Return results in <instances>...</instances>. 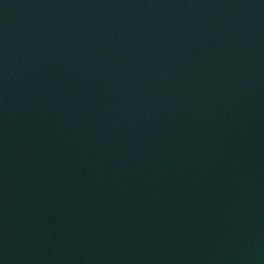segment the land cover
<instances>
[{"label":"water","instance_id":"95a60500","mask_svg":"<svg viewBox=\"0 0 264 264\" xmlns=\"http://www.w3.org/2000/svg\"><path fill=\"white\" fill-rule=\"evenodd\" d=\"M0 264H264V0H0Z\"/></svg>","mask_w":264,"mask_h":264}]
</instances>
